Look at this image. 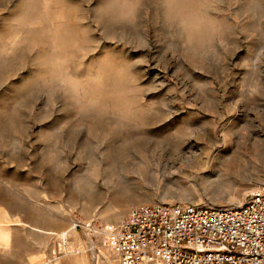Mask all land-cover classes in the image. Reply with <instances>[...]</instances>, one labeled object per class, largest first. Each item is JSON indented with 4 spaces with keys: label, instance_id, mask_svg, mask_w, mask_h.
I'll return each instance as SVG.
<instances>
[{
    "label": "rangeland",
    "instance_id": "374dc122",
    "mask_svg": "<svg viewBox=\"0 0 264 264\" xmlns=\"http://www.w3.org/2000/svg\"><path fill=\"white\" fill-rule=\"evenodd\" d=\"M258 141L264 0H0V219L31 247L110 253L135 205H240Z\"/></svg>",
    "mask_w": 264,
    "mask_h": 264
},
{
    "label": "built area",
    "instance_id": "2783aa9c",
    "mask_svg": "<svg viewBox=\"0 0 264 264\" xmlns=\"http://www.w3.org/2000/svg\"><path fill=\"white\" fill-rule=\"evenodd\" d=\"M105 235L116 264H264V185L231 207L135 205Z\"/></svg>",
    "mask_w": 264,
    "mask_h": 264
},
{
    "label": "crops",
    "instance_id": "0c3cea01",
    "mask_svg": "<svg viewBox=\"0 0 264 264\" xmlns=\"http://www.w3.org/2000/svg\"><path fill=\"white\" fill-rule=\"evenodd\" d=\"M101 252L73 248L53 254L38 241L31 247L27 227L0 219V264H116L112 252Z\"/></svg>",
    "mask_w": 264,
    "mask_h": 264
},
{
    "label": "bare ground",
    "instance_id": "6f19581e",
    "mask_svg": "<svg viewBox=\"0 0 264 264\" xmlns=\"http://www.w3.org/2000/svg\"><path fill=\"white\" fill-rule=\"evenodd\" d=\"M246 137V136H245ZM247 138V137H246ZM241 140V139H240ZM251 140V139H250ZM254 142V141H253ZM259 142V141H258ZM248 144V143H247ZM246 145V144H245ZM238 146H240V144L238 145ZM239 148V147H238ZM249 150L251 151L252 150V153L254 152H256L257 154H259V153H263V151H264V149H263V146H262V143H256V146L254 145H252L250 148H249ZM239 151H241L240 149H239ZM243 151V150H242ZM238 154L236 153L231 159H229L231 156H229V160L228 159H225L224 160V165L225 166H228L230 169H232V170H240L242 167H245V163L244 162H242V160L240 161V160H238ZM257 156V155H256ZM263 158V157H262ZM84 181V180H83ZM85 183V182H84ZM83 183V184H84ZM88 187V186H87ZM87 187L85 188V189H87ZM89 188V187H88ZM81 190V189H80ZM91 191V190H90ZM84 193V192H83ZM93 194V193H92ZM94 195V194H93ZM87 196V195H86ZM88 197V196H87ZM93 197V196H92ZM75 226V225H74ZM76 227V226H75ZM67 231H64V232H62L61 233V235H62V239H63V241H65L66 240V236H67Z\"/></svg>",
    "mask_w": 264,
    "mask_h": 264
}]
</instances>
